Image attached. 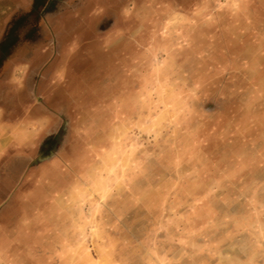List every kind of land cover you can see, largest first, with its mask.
Here are the masks:
<instances>
[{
  "label": "rangeland",
  "instance_id": "1",
  "mask_svg": "<svg viewBox=\"0 0 264 264\" xmlns=\"http://www.w3.org/2000/svg\"><path fill=\"white\" fill-rule=\"evenodd\" d=\"M0 264H264V0H0Z\"/></svg>",
  "mask_w": 264,
  "mask_h": 264
}]
</instances>
